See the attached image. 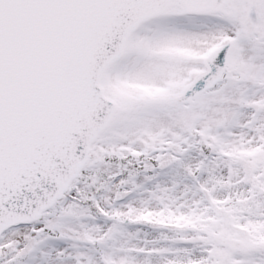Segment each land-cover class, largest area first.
Masks as SVG:
<instances>
[{
    "label": "snow or ice",
    "instance_id": "snow-or-ice-1",
    "mask_svg": "<svg viewBox=\"0 0 264 264\" xmlns=\"http://www.w3.org/2000/svg\"><path fill=\"white\" fill-rule=\"evenodd\" d=\"M0 264H264V0H0Z\"/></svg>",
    "mask_w": 264,
    "mask_h": 264
}]
</instances>
